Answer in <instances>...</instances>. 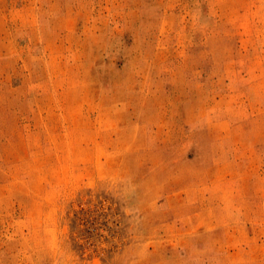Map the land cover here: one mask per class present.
<instances>
[{
    "label": "rangeland",
    "instance_id": "rangeland-1",
    "mask_svg": "<svg viewBox=\"0 0 264 264\" xmlns=\"http://www.w3.org/2000/svg\"><path fill=\"white\" fill-rule=\"evenodd\" d=\"M0 264H264V0H0Z\"/></svg>",
    "mask_w": 264,
    "mask_h": 264
}]
</instances>
